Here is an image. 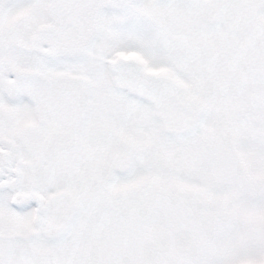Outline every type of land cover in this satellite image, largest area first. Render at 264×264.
Returning a JSON list of instances; mask_svg holds the SVG:
<instances>
[{"label":"snow or ice","instance_id":"obj_1","mask_svg":"<svg viewBox=\"0 0 264 264\" xmlns=\"http://www.w3.org/2000/svg\"><path fill=\"white\" fill-rule=\"evenodd\" d=\"M0 264H264V0H0Z\"/></svg>","mask_w":264,"mask_h":264}]
</instances>
